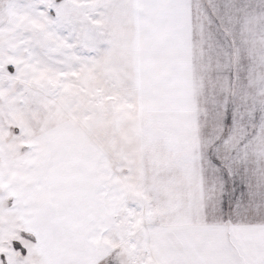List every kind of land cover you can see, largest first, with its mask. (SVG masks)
I'll list each match as a JSON object with an SVG mask.
<instances>
[{"label": "snow or ice", "instance_id": "6c2138e0", "mask_svg": "<svg viewBox=\"0 0 264 264\" xmlns=\"http://www.w3.org/2000/svg\"><path fill=\"white\" fill-rule=\"evenodd\" d=\"M0 264H264V0H0Z\"/></svg>", "mask_w": 264, "mask_h": 264}]
</instances>
